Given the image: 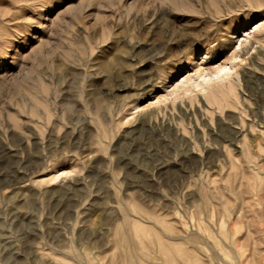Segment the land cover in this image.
Instances as JSON below:
<instances>
[{
  "label": "rangeland",
  "instance_id": "374dc122",
  "mask_svg": "<svg viewBox=\"0 0 264 264\" xmlns=\"http://www.w3.org/2000/svg\"><path fill=\"white\" fill-rule=\"evenodd\" d=\"M0 264H264V0H0Z\"/></svg>",
  "mask_w": 264,
  "mask_h": 264
},
{
  "label": "bare ground",
  "instance_id": "6f19581e",
  "mask_svg": "<svg viewBox=\"0 0 264 264\" xmlns=\"http://www.w3.org/2000/svg\"><path fill=\"white\" fill-rule=\"evenodd\" d=\"M230 71V70H226V69H223V70H221L220 72H218V75L221 73H228V72ZM209 80H207V82H208ZM197 86H199V83L197 84Z\"/></svg>",
  "mask_w": 264,
  "mask_h": 264
}]
</instances>
